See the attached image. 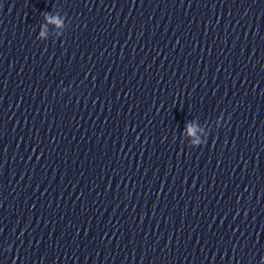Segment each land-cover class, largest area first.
<instances>
[{"label": "clouds", "instance_id": "clouds-1", "mask_svg": "<svg viewBox=\"0 0 264 264\" xmlns=\"http://www.w3.org/2000/svg\"><path fill=\"white\" fill-rule=\"evenodd\" d=\"M46 18V20L48 21V23H52V24H55V25H57L58 27L59 26H61V20L60 19H58V18H52V17H45ZM43 27V26H42ZM44 35V32L43 31H41V36H43ZM189 134H193V129L192 128H189Z\"/></svg>", "mask_w": 264, "mask_h": 264}]
</instances>
